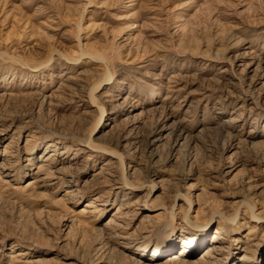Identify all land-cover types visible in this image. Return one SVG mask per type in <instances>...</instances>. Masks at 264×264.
Returning a JSON list of instances; mask_svg holds the SVG:
<instances>
[{
	"label": "rangeland",
	"instance_id": "obj_1",
	"mask_svg": "<svg viewBox=\"0 0 264 264\" xmlns=\"http://www.w3.org/2000/svg\"><path fill=\"white\" fill-rule=\"evenodd\" d=\"M187 240L170 264H264V0H0V264H168Z\"/></svg>",
	"mask_w": 264,
	"mask_h": 264
},
{
	"label": "bare ground",
	"instance_id": "obj_2",
	"mask_svg": "<svg viewBox=\"0 0 264 264\" xmlns=\"http://www.w3.org/2000/svg\"><path fill=\"white\" fill-rule=\"evenodd\" d=\"M123 112V111H122ZM238 123V119L237 118H229L227 119L224 124H223V127L226 128V129H231V130H234L236 125ZM220 129V128H219ZM155 142V140L153 141ZM179 142V141H178ZM177 143L174 144V147H177ZM89 148V147H88ZM90 149V148H89ZM112 155V154H111ZM53 161V154H50L49 156L45 157L43 159V162L40 163L39 165V170L37 171L36 174L39 173L38 176L34 177L33 179H31L28 183L29 186H46L45 184L49 183V185H54L56 182L54 180V174L47 170L46 168L49 167V163ZM71 162H73V164H76L77 163V160L75 158H72L71 159ZM109 164V163H108ZM108 164H106L105 166H109ZM3 165V164H2ZM72 170H76V169H73ZM105 170H107V168H104L103 170H101L99 173L95 174V176H98L100 175V173H105ZM56 174H64L63 171L61 170H56L55 171ZM75 173V172H73ZM66 174H70L71 176V179L72 177L74 178L73 175H71V173H66ZM8 175V173H6V176ZM62 177H65L62 175ZM65 179H67L65 177ZM111 181V180H110ZM78 189H74V187H70L66 193H65V197L68 201H75V198L78 194ZM77 203V202H76ZM146 203V202H145ZM135 208L134 204L131 203L130 201L129 202H126L122 205V209H120L115 215V216H118L117 218L121 219L122 218V215L124 214V211H130L132 208ZM133 208V209H134ZM137 210V209H136ZM140 213L142 212H153V209L149 208L146 206V204H141V207L139 209ZM88 212H92V211H87L86 209H83L81 210V213L82 214H85V213H88ZM138 213V212H137ZM119 214V215H118ZM123 223H114L113 226H108L107 225V231H105L107 234H109V231L111 230H116V229H119V228H123ZM211 224V223H210ZM209 224V225H210ZM126 228L123 229V231L125 230ZM126 232V231H125ZM222 233H223V230L221 229H216L215 231V235L213 236L212 238V245L210 247H208L203 255L205 257H208L210 258L211 260L216 261V262H221L222 259L224 258L225 256V253H226V243L227 241L226 240H222ZM201 235H204V233H201ZM128 239V236H126V234L122 231H120L119 233H115L113 236H111V240H123L121 241L120 244H122V246L124 244H126V241ZM193 245V242L192 240H187L186 243L184 244L183 246V249L184 251H182L180 253V255L178 256H175V257H168L164 262L165 263H184L186 262L188 256H192L194 253H191V251H188V249L190 248V246ZM120 246V245H119ZM126 246V245H124ZM127 248V247H125ZM161 249V250H160ZM163 250H165V247L164 248H160L158 247L157 245H154L151 247V253L152 254H162ZM248 254V252H247ZM204 257V258H205ZM241 260H243V263L242 264H248V262H251L250 259H247V258H242ZM246 260H250V261H246ZM34 262V261H33ZM142 262V261H140ZM30 263V262H29ZM31 264H36V263H32Z\"/></svg>",
	"mask_w": 264,
	"mask_h": 264
}]
</instances>
